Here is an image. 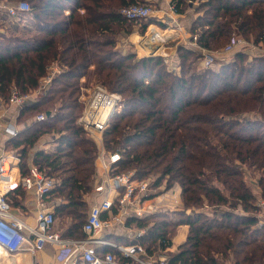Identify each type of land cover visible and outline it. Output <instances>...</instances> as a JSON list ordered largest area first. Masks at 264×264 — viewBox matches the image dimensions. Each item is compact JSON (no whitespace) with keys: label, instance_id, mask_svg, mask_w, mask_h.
I'll return each mask as SVG.
<instances>
[{"label":"trees","instance_id":"trees-1","mask_svg":"<svg viewBox=\"0 0 264 264\" xmlns=\"http://www.w3.org/2000/svg\"><path fill=\"white\" fill-rule=\"evenodd\" d=\"M27 1L32 2L27 13L37 32L3 39L0 32V98L8 100L13 87L22 93L35 89L47 62L60 67L47 91L20 109L18 121L24 127L11 137V145L25 173L29 151L53 132L55 149L37 151L33 164L57 179L49 196L60 200L55 215L76 218L68 232L85 235L88 212L82 218V208L87 202L80 194L96 169V147L79 123L85 76L84 84L120 96L122 109L110 116L103 131L104 145L121 153L119 170L154 173L153 187L166 180L167 187L178 183L182 189L185 209L127 219L145 230L135 240L151 255L164 254L169 264H264V222L258 217V196L246 179L247 172L257 175L264 197V55L249 58L237 51L215 68H200L197 50L181 46L178 74L160 56L130 62L134 53L115 48L136 21L122 10L149 4L147 0ZM186 1L171 3L181 13ZM6 2L12 6L18 0ZM198 2L191 34L199 45L219 49L236 34L264 40V0ZM153 35L163 39L169 32ZM41 113L45 117L37 120ZM12 204L20 206L14 197ZM181 224L189 225L187 238L170 251Z\"/></svg>","mask_w":264,"mask_h":264},{"label":"built area","instance_id":"built-area-1","mask_svg":"<svg viewBox=\"0 0 264 264\" xmlns=\"http://www.w3.org/2000/svg\"><path fill=\"white\" fill-rule=\"evenodd\" d=\"M2 7L4 9L1 7L0 9H3L8 16L16 18L19 14L31 10L29 2L25 0L12 6L3 4ZM168 9L173 15L178 14L172 3L169 4ZM155 11L156 8L151 4L135 3L124 8L122 13L128 19L144 20L152 17ZM162 21L166 25L162 31H168L169 35L165 40L161 37L158 40L161 41V45L167 47L172 37L178 35L181 26L175 16L171 18L165 15ZM152 33L158 36V30L154 27L150 28L137 41V50L147 45L146 42L149 41V35ZM196 39V35L190 34L189 44L200 55L201 68H214L216 64L224 60L226 53L234 50L245 51L250 56L257 55V53L264 55V40L254 42L236 34L227 46L209 49L199 45ZM146 56H162L165 63H169V55L164 51ZM55 64L53 62L51 71L41 78L35 89L22 93L13 87L6 106L18 107L20 110L23 105L35 102L41 94L47 91L53 78L61 71L60 67ZM168 67L171 71L177 72L174 65H168ZM88 92H90L89 104L80 116L79 123L97 146L96 160L102 169V176L94 188L101 199L90 207L82 224L84 237H67L57 230L55 228L56 215L52 208H41L36 214L34 224L26 223L14 212L11 195L17 193L19 189L36 190L39 196L46 197L49 196L50 191L52 194L57 182L54 177L40 170L36 164L29 165L27 171L23 173L20 156L9 152L3 153L0 155V264H19L14 259L16 254L22 252L34 254L49 245L56 246L66 261L77 257L85 264H169L166 256L149 254L146 248L137 241L119 244L108 243L105 239L98 238V234L107 227L122 224L130 217L144 218L147 214L163 209L161 207L165 206L163 204L165 193H156V187L152 186V181L147 176L134 170L128 172L119 170L122 160L121 153L119 151L107 152L105 149L103 131L110 116L122 109L120 96L101 86H96ZM107 106L109 107L107 116L102 118L101 114ZM44 117L45 114L41 113L36 119L41 120ZM7 131L13 137L19 129L15 124H11ZM176 199L174 197V207L180 202ZM257 206L261 222H264V197L258 198ZM144 231L139 230L137 237ZM101 245H110L116 249L117 253L110 250L101 252L98 249ZM71 264H76V262L73 261Z\"/></svg>","mask_w":264,"mask_h":264},{"label":"crops","instance_id":"crops-1","mask_svg":"<svg viewBox=\"0 0 264 264\" xmlns=\"http://www.w3.org/2000/svg\"><path fill=\"white\" fill-rule=\"evenodd\" d=\"M147 1L150 2L149 4L153 5L156 8V11L152 17H150L149 19H144V20H151V22L146 24L147 27L143 25L144 28L133 26L132 32L127 37H123L122 39L117 40L115 48L118 50H122L121 48L127 47L128 48L127 51L131 50L130 52H133V51L136 52L137 41L146 31H148L152 27H154L157 30L165 29L166 25L162 21V18L165 15L171 18L175 16L177 20L179 21L181 29H179L178 35H176L175 37H172L171 41L168 42L170 45L167 43V47L162 48L159 45L160 43L156 41H152V42H146L147 45L144 47V49L145 50L150 49L149 51L151 52L155 51V53L156 52L161 53L163 51L166 52L169 55L168 57L169 63H166L167 67L168 65H174L177 68V73L180 74L181 73V66H180L181 61L179 60V56L177 53L178 47L183 46V47H186L187 49L188 48L191 49L192 47V45L189 44V37L191 34L192 25L195 19L197 18V16L199 15V12L197 11V6L199 2L198 0L196 1L187 0L184 11L176 15H173L168 9V6L171 3V0H147ZM2 13L3 12H0L1 19H3ZM193 49L195 48L193 47ZM236 52L237 51L234 50L232 52L226 53L224 55V60L222 62H226L232 59ZM248 55H249L248 57L250 58L251 57L250 54ZM257 55H260V54L257 53ZM196 65L198 67H201L200 58L196 62ZM4 106L5 105H3L0 102V155L3 153H8V152L13 153V151H15L14 149L12 150L13 146L11 145V135L7 131L8 126H10L11 124H15L19 130L24 127L23 123L18 121V115L20 112L19 108L13 107V106H5V107ZM30 121L31 120L29 119V122ZM51 136H53L51 135V133L44 134L37 141L35 146L29 151L28 159H27L28 165L33 164V158L37 151L42 150V149L46 151H51V149H55L56 141H55V138H52V141H51ZM95 164H96V172L94 174L95 175L94 184L96 185V183H98L101 179L102 169L99 166V163L97 162V160H95ZM256 176L257 175L253 176L249 172H247L246 179L247 180L250 179L249 183L251 184V187L254 189V192L257 194L259 198L261 197V190L258 185V180ZM95 185H94V188H95ZM94 188H93V192H94L95 198L93 199V202L91 203L90 207L93 204L99 202L101 199V196L95 192ZM174 188L176 189V193H173L172 191H168V193L164 194V198H165L164 203H163L165 204V206H163L164 210L161 209L158 212H163L165 210L166 211L168 210L170 212L174 211L176 209L175 208L176 206L174 207L173 205L174 197L177 198L176 200L182 202V189L180 185H177ZM13 197L15 198V200L18 199L19 204H20V206L13 205L14 212L17 213L26 223H29V224L35 223L36 214L41 208L43 207L52 208L55 211L57 208V204L60 202V200H56V199L51 200L52 195L51 197L47 196L48 199H44V197H41L38 195L36 190L19 189L17 193H14L11 195L12 201H13ZM170 205H172L171 208H170ZM89 209L87 210V212L89 211ZM177 209H180V207ZM219 213H221L220 210H219ZM148 215H152V214H147L146 216ZM61 220H62V217L59 216V214H57L55 228L61 231L62 234L64 235L66 232H68L67 229L70 223H69V220H67V223L62 222ZM259 220L260 222L262 221L260 217H259ZM139 230H144V229L137 228L134 223L129 225L126 219L125 222L122 224H115L112 227H107L104 230H102L98 234V238L105 239L108 243L127 244L130 242H133L137 238ZM188 232H189L188 224H181L180 226H178L177 232L174 238L172 239L173 245L171 246V250L172 248L175 250L178 249L180 244H182L186 240ZM70 233L68 232L67 237H73V235ZM73 238H77V237H73ZM110 248H114V247L110 245H101L98 247V249L102 251L106 249L110 250ZM74 258L75 257L69 259V261H66L65 258H63V256L61 255V251L54 245H49L45 247L44 249L37 251L34 254L22 252V253L16 254L14 257V259L19 264H71L73 261H75L76 264H85L80 258H77V257L75 259Z\"/></svg>","mask_w":264,"mask_h":264},{"label":"rangeland","instance_id":"rangeland-1","mask_svg":"<svg viewBox=\"0 0 264 264\" xmlns=\"http://www.w3.org/2000/svg\"><path fill=\"white\" fill-rule=\"evenodd\" d=\"M17 1V0H16ZM20 1H22V0H18V2H20ZM25 1H27V0H25ZM17 2V3H18ZM28 2H30V1H28ZM7 2H6V0H0V7L1 8H3L2 7V5L4 4V5H6V6H9L8 4H6ZM30 3H32V2H30ZM29 3V4H30ZM4 9V8H3ZM67 12H68V10H67ZM4 13V14H3ZM2 13V15H3V19H1L0 18V32H1V36H2V39L3 38H5L6 37V35L7 36H9V35H16V33H24L25 35H30V34H32V33H35V32H37V29H35L36 28V21H35V19H33L32 17H30L31 16V13H30V15H29V13H22V14H19L18 15V17L16 18V17H12V16H8L5 12H3ZM149 22H151V20H136L134 23H133V26L135 27H139V28H142L143 27V25H145V27H147L146 26V24L147 23H149ZM27 28H29L28 30H25V29H27ZM144 28V27H143ZM162 28H164V27H162ZM2 33H4V34H2ZM154 33H152L151 35H149V41L148 42H152V41H156V42H158V43H160L159 45L162 47V48H164V45H161L162 43H161V41L160 40H158L157 38H155L154 37V35H153ZM23 35V34H22ZM162 38V37H161ZM164 40H165V38H163ZM137 40H138V38H137ZM169 44V43H168ZM170 45V44H169ZM146 45H144V47H145ZM140 49H138V50H136V52L135 51H133V52H130L131 50H128L127 51V47L126 48H121L122 49V52H130V53H134L135 54V57L134 58H132V59H130V60H128V61H130V62H136V61H138V60H141V59H143V58H145V57H149V56H146V54H144V53H150L151 51H149L150 49H148V50H145L143 47H139ZM151 53H155V51L154 52H151ZM157 53V52H156ZM160 57H162V56H160ZM163 58V57H162ZM47 63H49L48 64V66H47V72L49 71H51V65L53 64H51V61L50 62H47ZM56 65V64H55ZM166 66H167V64H166ZM218 65L216 64V66L215 67H217ZM168 69H169V67H167ZM201 68V67H200ZM46 72V73H47ZM87 81V78L85 77V76H83L82 78H81V83H82V89H81V93H80V95H79V102L81 103V104H83V111H82V113L84 112V110H85V108H86V106H88V104H89V100H90V92H88L90 89L92 90L93 88H95L96 86H90V85H86V84H84L85 82ZM31 91V90H30ZM8 101H9V99L8 100H5V99H3V98H0V102L3 104V105H5L6 106V104L8 103ZM4 106V107H5ZM82 113H81V115H82ZM52 133L53 132H51V135H52ZM55 133V135L56 134H58V132H54ZM86 134H87V132H86ZM89 137V136H88ZM52 138H53V136H51V141H52ZM89 139L94 143V145H95V147H96V157H97V146H96V144H95V142H94V140H92L90 137H89ZM105 149H106V151L107 152H112L111 151V149H109L108 147H106L105 146ZM96 157H95V160H96ZM125 171H131V170H125ZM95 172H96V169H95ZM95 175H93V177H92V180L90 181V184H89V187L82 193V194H80L81 195V197H83V199L87 202V205H85L82 209V211H83V213H82V215L84 214V212H86L89 208H90V205H91V203L93 202V199L95 198L94 196V192H93V188H94V183H95V177H94ZM145 176H147L148 177V179H150L151 181H153L154 179H155V174L154 173H149V174H145ZM57 180V179H56ZM250 181V179H248V182ZM177 185H179L178 183H174L172 186H170V187H167V185H166V180H163L162 181V183H161V185L159 186V187H156L155 188V191H157L156 193H161V194H164V193H168V191H172L173 193H176V189L174 188V187H176ZM58 198H60V197H58ZM59 200V199H57V197H51V200ZM172 201V200H171ZM166 202H168V201H166ZM165 202V203H166ZM171 206L172 205H170V208H171ZM180 207V209H182V208H184V204H183V198H182V202H179L178 204L176 203V209L177 208H179ZM162 208H164V207H162ZM176 209L174 210V211H176ZM185 209V208H184ZM164 210V209H163ZM177 210H179V209H177ZM186 211H189V210H186ZM171 215V216H170ZM174 215V214H173ZM172 215V213H170L169 214V216L168 217H174ZM77 216V215H76ZM72 218H74L75 220H76V218L75 217H71V216H65V217H63L62 218V222H66L67 223V220H69V223L72 221ZM82 218H84V215H83V217ZM73 219V220H74ZM77 220H81L80 218L79 219H77ZM177 232V231H176ZM174 236H175V234L173 235V238H174ZM170 251H174L175 249H173L172 248V250H171V248L169 249ZM166 252V251H165ZM156 256H161V255H164V254H160L159 252L158 253H156L155 254ZM165 256V255H164Z\"/></svg>","mask_w":264,"mask_h":264},{"label":"bare ground","instance_id":"bare-ground-1","mask_svg":"<svg viewBox=\"0 0 264 264\" xmlns=\"http://www.w3.org/2000/svg\"><path fill=\"white\" fill-rule=\"evenodd\" d=\"M108 110H109V107L107 106V108H105V110L101 114L102 118H105L107 116Z\"/></svg>","mask_w":264,"mask_h":264},{"label":"water","instance_id":"water-1","mask_svg":"<svg viewBox=\"0 0 264 264\" xmlns=\"http://www.w3.org/2000/svg\"><path fill=\"white\" fill-rule=\"evenodd\" d=\"M27 105V104H26ZM25 105H23L21 108H23ZM47 114L49 115L50 114V112H47Z\"/></svg>","mask_w":264,"mask_h":264}]
</instances>
